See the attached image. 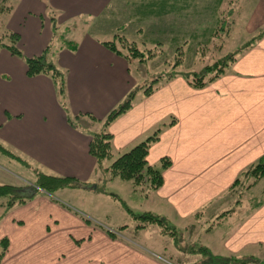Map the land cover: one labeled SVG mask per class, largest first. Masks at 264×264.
<instances>
[{
    "label": "crops",
    "instance_id": "crops-1",
    "mask_svg": "<svg viewBox=\"0 0 264 264\" xmlns=\"http://www.w3.org/2000/svg\"><path fill=\"white\" fill-rule=\"evenodd\" d=\"M217 4L221 11L230 5L234 10L229 14L225 8L217 11ZM119 6L126 5L120 0H0L4 9L0 34H16L23 55L0 48V146L8 151L0 152L1 157L6 155L31 170L47 169L56 176L87 180L93 175L97 161L89 153L91 135L103 130L109 114L138 85L133 61L105 45L116 41L118 34L111 29L99 31V37L87 28L106 15L118 21ZM140 7L144 12H162V21L179 23L181 33L185 23H194L201 15H212L214 24V16L219 17L218 25L231 21L230 29L238 21H246L244 39L240 37L239 45L229 52L239 55L227 73L200 89L177 76L161 81L148 96L138 90L133 106L108 128L114 136V151L121 154L158 121L175 119L151 147L148 161L152 164L153 149L160 146L174 151L160 195L186 218L231 192L234 182L264 157V37L243 49L264 32V0L245 4L241 0H155ZM163 28L165 39L171 41L166 36L169 25ZM59 33L65 42L55 46ZM214 35L215 30L208 42L198 45L211 44ZM68 42L76 50L67 47ZM45 52L64 74V95L59 94L52 76L27 75L26 59ZM19 179L0 163L1 185H30ZM37 195L34 191L31 204L25 203V207L13 206L15 211L0 223V240L9 241L2 264H160L92 227L48 195L35 201ZM226 219L234 224L224 241L229 255H254L264 262V256L256 253L264 251V200Z\"/></svg>",
    "mask_w": 264,
    "mask_h": 264
},
{
    "label": "rangeland",
    "instance_id": "rangeland-1",
    "mask_svg": "<svg viewBox=\"0 0 264 264\" xmlns=\"http://www.w3.org/2000/svg\"><path fill=\"white\" fill-rule=\"evenodd\" d=\"M152 1L155 0H120V4L126 6H119L118 21H114L113 17L106 15L99 22L91 21L90 26L87 27L92 34L99 37L101 36L99 31L106 32L112 29L115 35L118 34V36H124L126 39L136 42L141 50L146 52L145 61L134 59L131 65L132 71L138 79L135 91L139 90L138 93H140L141 89L151 87L154 80L163 79L168 75L174 76L178 73L192 72L200 74L211 67V70L206 72V74H210L206 75V79L204 78L205 81H209L210 78L217 75L214 72L211 73L217 63L226 68L229 64L226 60L232 57V53L229 52L234 51L233 49L239 45L240 37L244 39L245 31L243 28L245 27L243 24L246 22L245 20H241L242 23L238 21L230 29L231 21H223L218 25L219 17L214 16L216 18L214 24L211 23L212 15L209 18L201 15L199 20L194 21V23H185L186 28L181 33L179 23L162 21L164 18L162 12L158 14L157 12L151 13L142 10L141 5H147ZM241 2L245 4L251 0H241ZM220 4L215 6L217 11L222 12L226 9V14H229L230 11L234 10L230 5V8H225V6L221 11L220 7L222 6ZM138 7L139 9L136 11ZM143 9L146 10L147 6H144ZM133 10L136 12L132 15ZM249 10L250 8H248ZM135 14L141 15V17L134 16ZM148 15L152 17L147 18ZM127 18L132 20L129 21ZM201 19H205V22ZM70 22L69 25L72 24V21ZM168 25L170 30L166 36L172 39L171 41L165 39L163 31V27ZM213 30H215L214 42L212 40L211 44L198 45L199 42H208ZM0 32H2V28ZM3 33L0 34V38H3ZM229 33H231L230 36ZM60 38H63L62 33L55 37V46L60 42ZM121 45L118 44L120 49ZM178 47L181 48L177 49ZM123 52L128 53L126 50ZM171 120H166V122L161 120L155 123L147 135L130 145L129 148L131 149L153 136L158 130H161V137L168 128V126L165 128L164 125L169 124ZM160 147L152 148V164L149 163L159 169L162 168L163 159L173 160L175 158L174 151ZM0 152L7 154L8 151L3 148V150L0 149ZM122 154L124 153L115 154L112 160H107L102 163V166L95 167L93 175L89 176L87 180L75 178L79 181L78 186L56 190L52 193L37 187L41 175L65 176H56L47 169L46 172L45 170L36 171L31 170V168L20 167L12 159L5 157L6 155L1 157V153L0 163L10 173L17 174L22 183H30L23 189L24 192H28L27 195H31L34 191L38 192L41 196L37 195L38 197L34 198L35 201H38L39 197H43L42 194L48 195L54 203L64 204L73 213H78L86 221L88 220L92 227L104 231L107 235L110 231L115 233L114 240H120L122 243L147 254L160 264H202L207 259L203 250H208L213 256L233 257V254L229 255L224 246L228 231L234 225L231 223L233 220H227L226 217L233 212L242 211L247 207L253 208L261 203L264 200V181L256 186L253 179L243 178L233 192L225 193L201 208L197 213L183 218L173 203L160 195L161 188L152 190L147 184L136 186L132 181L113 177L105 170ZM204 183L205 186L208 184L206 181ZM32 200L33 198H29L26 203L31 204ZM9 201V197L0 199L1 224L7 216L15 211L13 207H6ZM25 206L24 204H16L14 207ZM151 216L160 218L162 224L153 222L150 219ZM5 239L0 240V251H2V241ZM256 253L264 256V251ZM234 256L238 257L237 255ZM233 260L231 264L238 263V261ZM207 261L210 264L212 258L208 257Z\"/></svg>",
    "mask_w": 264,
    "mask_h": 264
},
{
    "label": "trees",
    "instance_id": "trees-1",
    "mask_svg": "<svg viewBox=\"0 0 264 264\" xmlns=\"http://www.w3.org/2000/svg\"><path fill=\"white\" fill-rule=\"evenodd\" d=\"M0 12H4L3 7L0 8ZM5 35V34H4ZM264 37V32L259 36L253 39L250 43H248L243 49L250 48L256 41L262 39ZM64 41L63 38H60V41ZM65 42V41H64ZM19 38L16 34L7 33L3 38H0V48H6L13 55L22 57V52L18 46ZM67 47L71 50H76L77 46L71 43H66ZM121 45V49L119 48ZM107 48L111 51L124 56L128 61L132 62L134 59H139L140 61H145V51H142L138 48V45L135 42H130L124 36H117L116 41L105 43ZM242 49V50H243ZM123 50H126L128 53L125 54ZM47 52V51H46ZM44 53L35 58H27V75L29 77H35L37 75H50L55 80L56 85L59 87V94H65V79L64 74L57 69L54 63L49 61L47 54ZM149 53V52H147ZM149 54H157V53H149ZM239 53H233L232 57H230L227 61L229 63L226 68L222 67L221 64L217 63V66L211 71L217 74L213 78H210L209 81H205L207 78L206 75L207 70H211V67L205 69L202 73H178L174 76H166L163 79H158L153 81V85L146 89H143V92L146 96L150 95L155 91L156 85H158L161 81L165 79L170 80L172 78H176L177 76L184 77L194 88H204L209 83L213 82L215 79L224 75L231 64H233L236 60V57ZM225 61V59H224ZM134 62V61H133ZM179 64V63H178ZM179 66V65H177ZM220 71V72H219ZM206 77V78H205ZM205 78V79H204ZM137 91L132 92L126 101L122 103L117 109L113 110L103 124V130L98 133H93L92 141L89 146L90 155L95 158L97 161V166H102V163H105L107 160H112L115 156V151L113 148V138L114 136L108 131L110 125L121 115L126 113L132 106L133 100L136 96ZM175 123V119H172L169 124H165L164 127L172 126ZM75 126V125H74ZM161 130H158L153 136H150L143 142L137 144L135 147L131 148L129 151L120 155L117 159L113 161L110 167L105 170L113 177H119L123 180L132 181L136 186H142L147 184L152 190H158L164 184L163 172L167 170L171 166V160L163 159L162 168H156L155 166H151L148 161V156L150 153V149L153 144L157 143L160 139ZM0 149L3 150L2 146ZM243 178L253 179L254 183L257 184L260 180L264 179V157L255 165L251 166L247 169L240 178H238L233 186L231 187V192L235 190V187L241 183ZM78 180L73 177H55V176H46L41 175L37 187L42 189L45 192L52 193L56 190L66 189V188H74L78 186ZM24 192L23 188L14 187L10 185H1L0 184V199L1 198H10L9 203L7 204V208H12L16 204H25L26 201L32 198L31 195H27ZM153 222L160 223L161 219L158 217H150ZM162 222H164L162 220ZM162 224V223H160ZM109 236L115 238V233L111 231L108 232ZM2 251H0V264L6 254L8 249L9 241L7 239L2 241ZM205 257L212 258L210 264H231L232 259L238 261L237 264H264V262L260 261L256 256H234L233 257H223V256H213L208 250H203ZM207 259L203 261L202 264H208ZM233 260V261H234ZM236 263V262H235Z\"/></svg>",
    "mask_w": 264,
    "mask_h": 264
}]
</instances>
